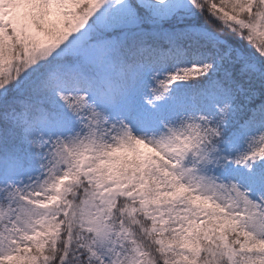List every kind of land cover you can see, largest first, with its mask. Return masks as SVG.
Returning <instances> with one entry per match:
<instances>
[{
	"label": "snow or ice",
	"instance_id": "snow-or-ice-1",
	"mask_svg": "<svg viewBox=\"0 0 264 264\" xmlns=\"http://www.w3.org/2000/svg\"><path fill=\"white\" fill-rule=\"evenodd\" d=\"M0 264H264V0H0Z\"/></svg>",
	"mask_w": 264,
	"mask_h": 264
}]
</instances>
